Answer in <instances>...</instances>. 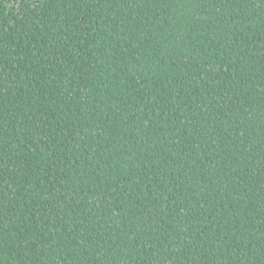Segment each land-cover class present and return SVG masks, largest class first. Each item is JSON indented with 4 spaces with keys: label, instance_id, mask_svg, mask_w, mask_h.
Listing matches in <instances>:
<instances>
[{
    "label": "trees",
    "instance_id": "trees-1",
    "mask_svg": "<svg viewBox=\"0 0 264 264\" xmlns=\"http://www.w3.org/2000/svg\"><path fill=\"white\" fill-rule=\"evenodd\" d=\"M0 264H264V0H0Z\"/></svg>",
    "mask_w": 264,
    "mask_h": 264
}]
</instances>
